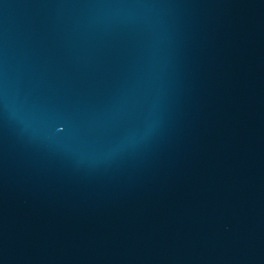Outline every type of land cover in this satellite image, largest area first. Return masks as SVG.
<instances>
[{
    "label": "water",
    "instance_id": "obj_1",
    "mask_svg": "<svg viewBox=\"0 0 264 264\" xmlns=\"http://www.w3.org/2000/svg\"><path fill=\"white\" fill-rule=\"evenodd\" d=\"M0 264H264V0H0Z\"/></svg>",
    "mask_w": 264,
    "mask_h": 264
},
{
    "label": "snow or ice",
    "instance_id": "obj_2",
    "mask_svg": "<svg viewBox=\"0 0 264 264\" xmlns=\"http://www.w3.org/2000/svg\"><path fill=\"white\" fill-rule=\"evenodd\" d=\"M47 138L54 143L73 139L76 133V122L73 116L61 111H53L46 120Z\"/></svg>",
    "mask_w": 264,
    "mask_h": 264
}]
</instances>
